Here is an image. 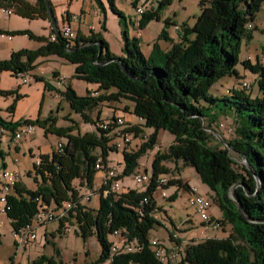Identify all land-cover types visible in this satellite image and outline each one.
Masks as SVG:
<instances>
[{
  "label": "trees",
  "instance_id": "16d2710c",
  "mask_svg": "<svg viewBox=\"0 0 264 264\" xmlns=\"http://www.w3.org/2000/svg\"><path fill=\"white\" fill-rule=\"evenodd\" d=\"M169 1L160 0L157 9ZM107 2L113 13L121 14L112 0ZM204 2H198L200 12L192 26L183 27L178 40L162 53L161 66H154L142 55L136 39L129 40L124 34L121 54L115 56L109 52L107 43L91 30L83 35L76 29L70 40L56 33L54 41L34 37L27 31L10 33L25 35L40 45L36 49L12 51L7 59L0 60V70L25 73L33 67L37 57L57 56L74 65V77L95 85L94 90L86 91L84 96H77L70 86L60 92L82 121L94 125L99 116L92 121L86 112L102 103L122 100L124 113L136 116L143 126L154 130L136 150L121 151V176L130 175L137 159L152 148L157 129L172 135L166 150L153 154L151 180L143 192L128 189L125 193L101 196V186L97 208L89 210L77 204V191L71 181L77 179L90 187L93 172L97 170L95 161L99 158V164L104 166L106 151L116 149L107 135L114 125L107 129L96 127V131L79 135L70 134L74 125L55 127L52 118H45L41 124L47 126L46 132L61 135L66 140L61 153L52 150L47 155L42 154L40 161L32 165L33 174L39 179L34 189L20 182L13 186L5 213L11 230L29 223L38 210L51 205L53 210L60 209L66 201L72 200L75 207L67 211L66 217L74 219L83 240L94 235L100 248L97 258L88 264H102L106 260L109 264H168L154 258L148 243L149 229L159 223L152 217L157 208L151 195L157 187V174L165 171L161 162L180 160L192 167L201 183L212 192L221 212L219 222L231 228L224 238H206L184 245L178 264H264V46L258 49L261 62L255 58L254 63L248 59L240 63L243 69L256 74L258 95L249 97L242 88L220 97L207 93L210 84L218 78L235 74L233 66L240 43L250 40L251 23L264 0H209L203 5ZM1 6L10 8L21 18L48 19L43 0H34L32 4L26 0H0ZM49 7L52 15L50 4ZM156 15L155 10H144L137 20L139 29L151 18L156 19ZM188 34H192V38H188ZM97 45L101 49L99 54ZM32 77L33 82L41 80L40 76ZM220 116L230 120V138L215 130L214 124ZM0 123L10 130L19 126L1 120ZM122 132L137 135L138 128L130 125ZM96 148L98 154L93 153ZM177 182L184 190H189L185 183ZM233 185L234 200L229 194ZM142 199L147 202L138 215L134 209L140 207L138 202ZM66 217L63 219L67 220ZM62 220L58 222L59 227ZM113 231L118 232L122 244L132 243L139 249L110 254L111 245L106 238ZM168 237L177 243L171 232ZM28 264L75 263L56 262L50 256L39 254Z\"/></svg>",
  "mask_w": 264,
  "mask_h": 264
},
{
  "label": "rangeland",
  "instance_id": "374dc122",
  "mask_svg": "<svg viewBox=\"0 0 264 264\" xmlns=\"http://www.w3.org/2000/svg\"><path fill=\"white\" fill-rule=\"evenodd\" d=\"M26 1L31 4L34 2V0ZM47 1L52 8V17L57 28L62 26L59 15H63L64 12L68 15L78 16L80 18L79 24H77L79 25V33L86 35L89 32L85 31L86 26H92L91 31L109 44V52L116 53L113 54L115 56L121 54L120 41L123 34L129 40L134 37L138 47L140 45L143 50L150 39L149 46L151 47L158 43L155 45L158 49L163 42H168L171 46L173 38V43H175L183 27H191L195 17L200 12L198 5L200 0H171L159 9H157V4L160 0H135L133 6L125 3L124 0H112L114 8L121 13L120 15H116L110 10L107 0H99L101 5L96 0ZM208 1L205 0L203 5H207ZM136 7L144 8L147 11L155 10L156 19L151 18L139 29L137 20L141 14L136 12ZM261 9L262 6L251 23L250 40H242L240 43L237 60L233 66L235 74L218 78L208 87L207 93L213 97L228 95L232 90L242 88L241 82L248 85L247 89H243L246 95L253 97L259 94L254 81L256 74L243 69L240 63L246 59L254 63L255 58H258L259 62L262 61L258 49L259 45L260 47L264 46V19L259 20L257 16ZM49 22V19L46 18H21L12 12L6 16L0 14V31L3 32L0 34V60L7 59L10 52L9 46L15 51L17 47L36 49L39 45L34 39L25 35H10L11 32L27 31L34 37L47 38L50 33ZM70 28L75 30L76 23H70ZM161 32H163V36ZM187 36L192 38V34ZM48 38L50 39V37ZM157 51H153L154 59L151 63L154 66H161L162 53L160 55ZM37 68H39L40 74L36 70ZM73 72V64L54 55L37 57L33 62V67L25 71L28 75L41 77V80L34 82L22 84L15 74L3 69L0 70V120L11 126L19 125L17 128L28 124L33 127L29 136L22 135L18 141L9 142L8 145L4 140L0 142V173L2 170L14 171L19 182L30 190L34 189L35 184L39 182L38 177L33 174L32 165L40 161L42 154H49L54 150L57 143L64 145L66 140L61 135L46 132L47 126L41 124L45 118H52L55 127L65 128L74 125L70 134L81 135L85 132L96 131L98 123L107 122L111 117L118 116L121 118L122 124L109 130L107 135L112 138L110 144L113 143V140L121 142L120 134L123 133V129L130 125H136L138 128L137 135L134 132H127V143H122L115 150L106 151L105 166L112 167L119 176H121L122 170L121 151L136 150L140 143L154 133L151 127L142 125L141 119L123 112L122 107L125 102L122 100L117 103L105 102L86 112L92 121L97 115L99 116L94 125L82 121L81 117L68 106L60 92L64 90V87L70 86L77 96H84L86 91H93L95 85L78 80L73 76ZM57 76H63L65 84L58 87L57 96H54L49 84H53ZM229 123L228 118L220 116L214 124L215 130L226 139L231 137V132L228 131ZM171 141V134L164 129H157L153 135L152 148L145 150L137 159L136 168L133 170L134 173H145L149 181L137 185L131 180L130 175L121 176L118 179L120 190L133 189L137 193L143 192L151 180L150 165L153 154L166 150ZM98 152V148L93 151L94 154H98ZM231 155L234 157L232 153ZM161 164L165 171L158 173L157 178L165 179V184L156 187L151 195L157 208L152 217L159 223L152 225L149 229L148 238L155 240L165 249L163 257L166 263L178 264V258L184 245L201 242L206 238H224L230 232L231 227L229 224L219 222L221 212L216 205L215 196L201 183L192 167L182 164L180 160L163 161ZM101 178L102 170L98 169L93 172L90 187H87L83 181L80 184L77 179L71 181L72 186L77 191V196L89 193V199L80 203L89 210L97 208V193ZM178 180L180 184L185 183L187 186L193 187L196 194L204 196L207 202L206 213L213 220H218L219 227L211 228L208 222H203L194 213L193 208L187 203L190 194L178 184ZM49 209L53 213L58 210V208L53 210L52 205L49 206ZM7 220L3 214L0 215V264H7L10 258L16 264H28L39 254L50 256L56 262L60 259H67L75 264H88L93 262L100 253L95 236L91 235L83 240L72 217L67 220L63 219L62 227H59L58 219L49 221L44 225H38L35 228V242L32 245L20 246L15 250L11 238V227ZM168 232L173 234L177 243L168 237ZM116 239L118 240L117 236L109 234L106 241L110 244L119 245V241L117 242ZM174 251L177 253L176 256L170 258V252ZM102 264H109V262L106 260Z\"/></svg>",
  "mask_w": 264,
  "mask_h": 264
},
{
  "label": "built area",
  "instance_id": "2783aa9c",
  "mask_svg": "<svg viewBox=\"0 0 264 264\" xmlns=\"http://www.w3.org/2000/svg\"><path fill=\"white\" fill-rule=\"evenodd\" d=\"M127 4H135V0H124ZM262 8H264V4L262 5ZM144 11V8L136 7V12L142 14ZM11 12L10 8H5V6L0 7V14L1 15H7ZM77 16L75 15H68L67 17L63 14L62 15V26L59 28H56V31L50 30V33L48 34V37H56V33L59 34L61 37H64V39L70 40L73 39L75 36V31L70 28V23H77ZM250 25L248 24L246 28L248 29ZM47 37V38H48ZM15 75L20 79L22 84H25L27 82L33 81V77L31 75H28L24 72L18 73L16 72ZM63 78L57 77L55 79V87L52 89L53 95L57 96L58 87L61 85ZM242 89H247L248 85L246 83L241 82ZM121 118L118 116H113L111 119H109L107 122H100L98 123V127L101 129H107L110 125L118 126L120 125ZM33 131V127L31 124L28 125H21L20 128L14 127L12 130L7 128L6 126L2 125L0 123V142L2 140H6L8 142L12 141H18L22 135H30ZM127 133H122L121 135V142L113 140L112 145L117 149L122 143H127L126 139ZM63 145L60 143H57L56 147H54L55 152L62 151ZM100 162L98 160L95 161L94 167L95 169H101L102 170V178L100 179V185L102 186L101 189V196H105L108 193H114V194H121L125 193L126 189H121L118 184V173L112 168L108 166H101L99 164ZM37 162H35V165ZM131 180L134 181L135 184L141 185V182L145 178V173H134L132 172L130 174ZM157 178V177H156ZM161 180L162 178H158L157 180V187L161 186ZM19 182V178L17 174L14 171L11 170H2L0 173V215L3 214L5 216L6 211L9 209L8 204V195L10 194V191L13 189V186ZM98 194V193H97ZM190 196L187 198V203L189 206H191L194 210V213L198 215V217L203 222H208L210 224L211 228L216 229V227H219L218 220H213L211 217L208 216L207 212V202L204 198V196L196 194L194 190H191L189 193ZM77 204L81 205L80 203L82 201H87L89 199V193L85 195H81L77 197ZM147 200H139V208H135L134 211L140 215L141 214V206L146 203ZM75 207V203L72 200H68L64 203L63 207L57 210L56 213H53L49 207H46L44 210H38L34 213L32 220L28 223L23 224L22 226L18 227L16 230H11V238L13 242V246L15 250H17L18 247L24 246V245H32L35 242V228L38 225L45 224L49 221H52L54 219L62 220L66 215L67 211L71 208ZM154 211V210H153ZM6 217V216H5ZM113 235L120 237L117 231L112 232ZM173 236V234L171 233ZM148 243L150 245V248L153 252V256L155 259L160 261L161 263H164V255H165V249L162 248V246L157 243L155 240H148ZM111 252L110 254H113L115 251L119 252L121 249L124 248H131L132 250H138L139 247L132 245V243H124L117 245L116 243H111ZM14 250V251H15ZM176 252H170V258L176 256ZM7 264H16L12 261L10 258L9 262Z\"/></svg>",
  "mask_w": 264,
  "mask_h": 264
},
{
  "label": "crops",
  "instance_id": "0c3cea01",
  "mask_svg": "<svg viewBox=\"0 0 264 264\" xmlns=\"http://www.w3.org/2000/svg\"><path fill=\"white\" fill-rule=\"evenodd\" d=\"M258 16V19L259 20H262V19H264V8H262L261 9V12H259V14L257 15ZM59 18L61 19V21H62V14L61 15H59ZM77 23H76V28H74L75 30L77 29H79V25H77V24H79V20H80V18L77 16ZM4 28V27H3ZM56 28H57V25H56ZM4 29H6V28H4ZM50 30H53V25L52 24H50V22H49V31ZM74 30V31H75ZM88 30H92V26H90V25H87L86 26V28H85V31H88ZM11 40V39H10ZM172 40V39H171ZM173 42H174V38H173V40H172ZM121 42V41H120ZM150 42H151V39H150ZM150 42L148 41L146 44H145V49L143 50V49H141L140 48V45H139V50H140V52L142 53V55L145 57V58H148L149 59V61H152L154 58H153V51H157V52H159L160 53V55H161V53H163V52H165L167 49H168V47L170 46V44L168 43V42H163V44L159 47L160 48V50H159V48L157 49L156 47H155V45H157L158 43H156V44H154V45H152V47L151 46H149L150 45ZM39 45H40V43H39ZM38 45V46H39ZM37 46V47H38ZM107 48H108V50L110 51V47H109V44H107ZM259 48H260V45H259ZM20 50V49H24V48H22V47H17V48H15V50ZM9 55H10V53L12 52V51H14L13 50V48L11 47V46H9ZM111 54H112V51L110 52ZM113 54H116V53H113ZM41 64H43V63H41ZM40 64V65H41ZM42 66V65H41ZM37 71L39 70V68H37L36 69ZM40 71V70H39ZM38 71V73L40 74V72ZM43 71V70H42ZM57 77H62L63 78V80H62V85H64L65 84V80H64V77L63 76H57ZM56 77V78H57ZM55 78V79H56ZM55 80H54V83L53 84H49L50 85V88L51 89H53L54 87H55ZM5 141V143L8 145V141H6V140H4ZM6 145V146H7ZM189 187V186H188ZM126 190H128V189H126ZM191 190H194V188L193 187H189V190L187 191L188 193H190L191 192ZM195 192V191H194ZM152 200H153V198H152ZM118 238V240H117V242L119 241V244H121L122 243V241H121V238L120 237H117ZM61 260V259H60ZM62 262H69L70 260H67V259H62L61 260Z\"/></svg>",
  "mask_w": 264,
  "mask_h": 264
},
{
  "label": "water",
  "instance_id": "95a60500",
  "mask_svg": "<svg viewBox=\"0 0 264 264\" xmlns=\"http://www.w3.org/2000/svg\"><path fill=\"white\" fill-rule=\"evenodd\" d=\"M44 1V3H45V6H46V8H47V10H48V12H47V14H48V19H49V21H50V24H52L53 25V30L54 31H56V25H55V21H54V19H53V17H52V15H51V10H50V7H49V4H48V1L47 0H43ZM97 49H98V54L100 53V51H101V49H100V47L97 45ZM123 69V68H122ZM123 71H124V69H123ZM217 137H220L216 132H213ZM235 185H233L232 187H231V189H230V192H229V194H230V199H232V200H234V195H233V192H232V189H233V187H234ZM237 208H238V211H239V213H241V210H240V207H238V205H237Z\"/></svg>",
  "mask_w": 264,
  "mask_h": 264
},
{
  "label": "bare ground",
  "instance_id": "6f19581e",
  "mask_svg": "<svg viewBox=\"0 0 264 264\" xmlns=\"http://www.w3.org/2000/svg\"><path fill=\"white\" fill-rule=\"evenodd\" d=\"M140 14V13H139ZM55 38L56 37H50V40L51 41H54L55 40ZM121 124V123H120ZM158 180V179H157ZM164 180L165 179H162L161 180V185H163V184H165V182H164ZM149 181V179L147 178V176H146V174H145V178H144V180L141 182V183H145V182H148ZM150 183V182H149ZM156 186H157V182H156ZM142 200H147V199H142ZM121 251H124V252H126V253H129V252H132L133 250L131 249V248H124V249H121ZM120 252V251H119ZM114 253H118L117 251H115Z\"/></svg>",
  "mask_w": 264,
  "mask_h": 264
},
{
  "label": "clouds",
  "instance_id": "9594fccd",
  "mask_svg": "<svg viewBox=\"0 0 264 264\" xmlns=\"http://www.w3.org/2000/svg\"><path fill=\"white\" fill-rule=\"evenodd\" d=\"M54 31V30H53Z\"/></svg>",
  "mask_w": 264,
  "mask_h": 264
}]
</instances>
